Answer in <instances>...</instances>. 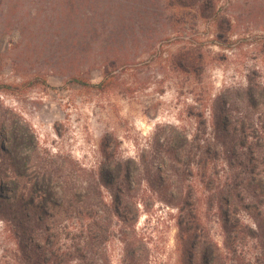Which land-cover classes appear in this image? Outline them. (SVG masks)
I'll use <instances>...</instances> for the list:
<instances>
[{
	"label": "rangeland",
	"instance_id": "obj_1",
	"mask_svg": "<svg viewBox=\"0 0 264 264\" xmlns=\"http://www.w3.org/2000/svg\"><path fill=\"white\" fill-rule=\"evenodd\" d=\"M197 5L80 0L120 37L59 43L2 15L65 0H0V264H82L91 217L96 264H264V0Z\"/></svg>",
	"mask_w": 264,
	"mask_h": 264
},
{
	"label": "trees",
	"instance_id": "obj_2",
	"mask_svg": "<svg viewBox=\"0 0 264 264\" xmlns=\"http://www.w3.org/2000/svg\"><path fill=\"white\" fill-rule=\"evenodd\" d=\"M178 2L181 7H188L197 5L201 11L207 9V7L212 3V0H174ZM80 0H65L67 7L64 9H57L54 11L46 12H19L15 10L13 12L7 11L2 15V18L7 21V23H14L20 27L27 26H37L42 27L48 30L51 35V38L54 42L62 43L68 38H71L69 41L74 40L76 43H80L82 38H95L97 37L98 26L102 27L104 23L108 21H114V23H121L126 21V12L119 10H99V9H81L77 7ZM116 25V24H115ZM12 26V25H11ZM114 26V25H112ZM117 26V25H116ZM78 27L86 28V31L80 36L75 29ZM103 28V27H102ZM104 29V28H103ZM107 36L104 37L105 40L109 41V37H113L115 34L110 32V30H105ZM109 31V32H108ZM118 31V30H117ZM119 36V35H118ZM120 37V36H119ZM115 36L112 41L117 40ZM106 43V41H104ZM66 44V43H65ZM79 195L77 190L72 193L67 192L66 204L69 208L78 207L82 210L95 211L96 203L92 196H89L85 201L79 202L74 201L76 196ZM80 196V195H79ZM65 204V205H66ZM55 206L56 204L51 203ZM75 205V206H74ZM122 203L116 199V208L121 209ZM56 221L53 222V227H51V234L49 238H56L58 232L56 230ZM108 221L99 220L97 217L89 218L88 222L85 220L78 221H68L65 229L67 231H77V234H74V237L71 239L70 245L67 247L65 253V258L67 260L77 259L82 264H96L98 257V249L100 240L107 233ZM192 239H195V235H192ZM53 259L55 262L60 261V256L57 251H54ZM203 261H206V253H203ZM211 254H209L210 260ZM208 258V256H207Z\"/></svg>",
	"mask_w": 264,
	"mask_h": 264
}]
</instances>
